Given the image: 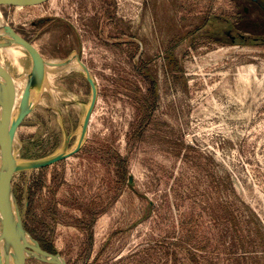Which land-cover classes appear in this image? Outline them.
<instances>
[{"label":"rangeland","instance_id":"1","mask_svg":"<svg viewBox=\"0 0 264 264\" xmlns=\"http://www.w3.org/2000/svg\"><path fill=\"white\" fill-rule=\"evenodd\" d=\"M236 12L225 0L0 6L45 60L75 52L97 86L81 149L11 178L40 246L66 264H264V49L230 41ZM20 50L0 52L15 78L30 64ZM88 95L73 63L47 67L16 155L56 150L57 111L75 131Z\"/></svg>","mask_w":264,"mask_h":264},{"label":"water","instance_id":"2","mask_svg":"<svg viewBox=\"0 0 264 264\" xmlns=\"http://www.w3.org/2000/svg\"><path fill=\"white\" fill-rule=\"evenodd\" d=\"M39 0H0V6H26ZM19 47L29 58V68L21 78H15L0 64V264H23L36 260L44 264H66L58 253L41 248L25 229L13 192L11 178L14 174L51 166L75 153L83 146L88 132L92 110L97 99V86L93 76L74 52L72 57L61 61L43 59L36 48L21 37L10 25L1 21L0 48ZM74 59L78 73L89 88V95L80 113L75 131L68 132L60 118L62 140L53 152L38 158H20L12 149V141L23 119L31 113L38 102L45 84L46 66L64 67ZM20 82L17 86L15 82ZM23 81V82H22ZM75 142L70 145L71 138ZM131 182V176L128 177Z\"/></svg>","mask_w":264,"mask_h":264},{"label":"flooded vegetation","instance_id":"3","mask_svg":"<svg viewBox=\"0 0 264 264\" xmlns=\"http://www.w3.org/2000/svg\"><path fill=\"white\" fill-rule=\"evenodd\" d=\"M225 1H227L229 5L237 6V12H236L237 14H235L233 18H239L238 21L235 23H231L229 20H226L224 22V24L228 26L226 34L230 37V41L234 42L235 39L237 38L244 44L252 43L255 46H257L255 48L264 49V0H225ZM226 18H231V17H226ZM237 27L238 30L235 31L236 33L231 34V29H235ZM69 57L71 58L72 55H69L66 58ZM70 63L75 64L74 59H72ZM47 67L49 66H46V68ZM41 248L44 249L42 246Z\"/></svg>","mask_w":264,"mask_h":264},{"label":"bare ground","instance_id":"4","mask_svg":"<svg viewBox=\"0 0 264 264\" xmlns=\"http://www.w3.org/2000/svg\"><path fill=\"white\" fill-rule=\"evenodd\" d=\"M19 7V6H17ZM1 24V19H0ZM5 51V53L15 59V61L23 55V52L20 50L19 47H8V48H0V52ZM3 53V52H2ZM3 55V54H2ZM25 55V54H24ZM10 58V57H9ZM20 59V58H19ZM19 84V83H18ZM16 139V138H15Z\"/></svg>","mask_w":264,"mask_h":264}]
</instances>
